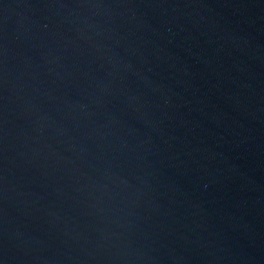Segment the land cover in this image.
Wrapping results in <instances>:
<instances>
[{
	"label": "water",
	"instance_id": "95a60500",
	"mask_svg": "<svg viewBox=\"0 0 264 264\" xmlns=\"http://www.w3.org/2000/svg\"><path fill=\"white\" fill-rule=\"evenodd\" d=\"M0 264H264V0H0Z\"/></svg>",
	"mask_w": 264,
	"mask_h": 264
}]
</instances>
